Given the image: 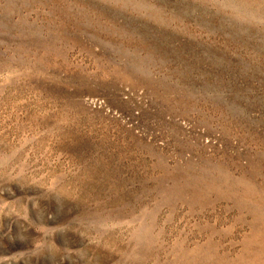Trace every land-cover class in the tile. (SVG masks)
Segmentation results:
<instances>
[{
  "label": "rangeland",
  "instance_id": "rangeland-1",
  "mask_svg": "<svg viewBox=\"0 0 264 264\" xmlns=\"http://www.w3.org/2000/svg\"><path fill=\"white\" fill-rule=\"evenodd\" d=\"M0 264H264V0H0Z\"/></svg>",
  "mask_w": 264,
  "mask_h": 264
}]
</instances>
